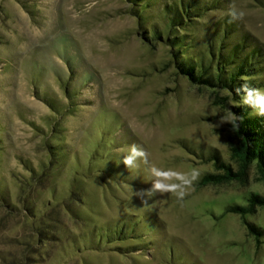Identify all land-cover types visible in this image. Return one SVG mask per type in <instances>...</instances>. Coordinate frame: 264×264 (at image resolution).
I'll use <instances>...</instances> for the list:
<instances>
[{
	"label": "rangeland",
	"instance_id": "374dc122",
	"mask_svg": "<svg viewBox=\"0 0 264 264\" xmlns=\"http://www.w3.org/2000/svg\"><path fill=\"white\" fill-rule=\"evenodd\" d=\"M160 7L148 11L150 22L161 23ZM127 8V0H0V264H264V244L224 213L248 191L264 193L254 171L245 186L197 185L213 169L200 155L216 149L228 159L221 118L230 116L166 66L168 49L145 43ZM231 11L264 47L256 0H224L195 39ZM133 143L162 170L198 174L183 199L157 193L143 204L133 195L151 188L143 164L120 163ZM50 149L58 162L45 174ZM138 214L159 230L151 249L96 246L99 227ZM246 218L264 227V206Z\"/></svg>",
	"mask_w": 264,
	"mask_h": 264
},
{
	"label": "trees",
	"instance_id": "16d2710c",
	"mask_svg": "<svg viewBox=\"0 0 264 264\" xmlns=\"http://www.w3.org/2000/svg\"><path fill=\"white\" fill-rule=\"evenodd\" d=\"M223 1L127 0V13L136 20L138 36L149 46L166 47L169 52L166 66H172L175 73L191 85L209 90L212 104L230 116L228 120L231 123L225 122L221 127L229 137L228 159L223 158L216 149L200 155L205 162L211 163L213 169L203 173L197 182L198 186L231 182L245 186L251 171L256 174V181L264 183V117L252 115L251 109L239 105L240 96L234 91L243 82L242 77L253 87L264 89V47L251 34L242 30L237 18L233 19L230 13L209 25L201 43L195 39L199 23L209 12L221 9ZM256 2L264 7L263 0ZM157 3L161 6L158 11L161 23L150 22L148 17V11ZM66 60L70 68L72 58ZM70 106L74 108V103H69ZM229 110L238 119H233ZM109 132L101 133L103 140ZM57 154L59 151L50 149L49 162L43 166L47 170L45 174L55 165ZM29 170L34 173L33 169ZM50 190L52 192L53 189ZM243 199V203H227L224 213L239 215L245 221L248 234L253 237L256 246L261 247L264 244V227L249 221L246 216L254 215L258 208L264 206V193L248 191ZM154 228V224L143 214L131 215L121 223H108L104 228L99 227L96 231V246H101L102 242H120L124 245L115 244L114 248L120 250L118 252L121 254L144 252L152 248L148 237L159 231ZM147 238L148 241H145ZM171 252L173 249L170 255ZM173 264L194 263L177 260Z\"/></svg>",
	"mask_w": 264,
	"mask_h": 264
},
{
	"label": "clouds",
	"instance_id": "9594fccd",
	"mask_svg": "<svg viewBox=\"0 0 264 264\" xmlns=\"http://www.w3.org/2000/svg\"><path fill=\"white\" fill-rule=\"evenodd\" d=\"M230 15L233 19L239 18L238 14L235 11H231ZM242 83L235 88V94L240 96V104L247 106L251 109V114L257 117H264V89L253 87L246 78L242 77ZM230 91V90H226ZM236 105V106H239ZM230 111V110H229ZM233 119H238V117L230 111ZM223 122H229L223 117L221 118ZM122 155L120 163L127 169H136L139 168L141 164L146 167V171L149 174L151 188L139 190L133 195H136L141 198L143 204H147L148 199L159 193L164 194H173L178 199H183L186 195V188L190 187L191 184L198 178V174L193 172L188 173H179L175 171H165L157 167L154 163L150 161V154L142 144L133 143L128 146L127 151L123 149L120 150ZM177 179L181 183H164V180L168 179Z\"/></svg>",
	"mask_w": 264,
	"mask_h": 264
}]
</instances>
